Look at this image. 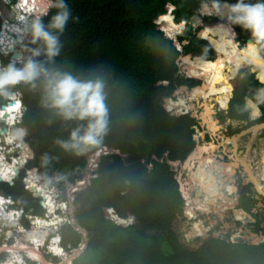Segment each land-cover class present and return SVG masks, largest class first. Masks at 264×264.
Wrapping results in <instances>:
<instances>
[{"label":"trees","instance_id":"16d2710c","mask_svg":"<svg viewBox=\"0 0 264 264\" xmlns=\"http://www.w3.org/2000/svg\"><path fill=\"white\" fill-rule=\"evenodd\" d=\"M12 1L14 3L16 0ZM47 2L21 0L22 7L19 9L33 11L37 3L41 17ZM65 2L71 11V18L60 36V54L51 63L47 62L44 55L36 59L44 61L50 68L71 72L81 79L102 81L105 130L96 144L86 148L95 151L107 147L120 152L119 155L113 153L100 159L99 174L104 177L107 188L102 186V179L93 180L85 193L91 209L87 211L80 208L76 211V225L89 233L90 241L84 255L74 259L72 264H264L263 245L234 244L211 239L198 250L185 248L172 230L173 221L185 209V202L167 163L160 162L166 155L170 161L183 162L195 147L193 134L197 122L189 115H174L164 108L165 104L173 100L175 90L187 84L182 78L175 77L177 61L181 59L182 63L192 65L196 70L205 69L209 63L196 62L214 60L217 54L212 47L220 54L225 45L229 49L239 48L233 35L242 43L248 40L255 42L250 31L234 23L231 12L219 18L205 16V26L199 31L194 30L193 18L199 15L203 5L227 2L233 6L238 0ZM244 2L254 4L253 1ZM170 6L174 7V24L168 22L172 15H166ZM16 12L19 15L18 9ZM55 12V9L49 10L42 22L47 25ZM164 15L167 17L162 19V28L168 26V32L173 35L175 31V36L180 33L179 26L182 30L184 28L181 22H187L185 32L179 37L181 42H188L184 47V55L176 50L172 41L164 37L159 21ZM18 19L29 22L25 16H18ZM15 24H11V27L7 24L5 33L1 35L0 41L5 50L12 47L9 36H18L22 42L27 34L22 25L15 29ZM199 32L212 47L200 39ZM159 41L167 43V47L156 49L155 44ZM249 45L246 44L241 50H247ZM39 46V42H34L32 37L24 47L23 59ZM4 63L8 64V61L4 60ZM196 70L188 71L187 74L199 75ZM228 72L234 75L237 71ZM206 73L207 69L201 72L204 79ZM259 79L264 82V78ZM262 82L252 74L233 80L235 103L239 107L231 117L245 118L244 96L251 98L264 110ZM200 88L192 92L197 94L195 90ZM12 90L22 93L26 109L22 123L26 133L20 130L14 135L21 132L26 134V143L31 151L27 170L30 173L24 172L14 186L0 184V191L13 199L26 214L43 216L44 210L39 199L32 196L31 189L37 194L46 193L47 186L39 182L46 181L64 192L67 182L74 184L85 174V148L83 151L65 150L57 141L69 140L71 131L85 127L87 121H66L54 110L45 107L43 81H37L35 86L20 84ZM178 104L183 109L180 101ZM249 105L253 109V116H257L256 105L252 102ZM22 148L20 163L23 165V159L29 156L30 151L24 145L19 149ZM3 161L0 170L4 172L1 177L6 179L11 177L8 173L12 170H7ZM259 163L262 166L264 159ZM151 164L153 168L150 169ZM109 207L115 208L120 218H125L128 211L135 215L137 223L127 226L114 224L105 216L104 208ZM111 213L114 214L113 210ZM22 222L30 229L27 219L23 218ZM116 222L125 224L123 221ZM154 230L160 232L152 234ZM61 233L62 246L66 250L79 248L82 235L75 226L66 225L62 227Z\"/></svg>","mask_w":264,"mask_h":264},{"label":"clouds","instance_id":"9594fccd","mask_svg":"<svg viewBox=\"0 0 264 264\" xmlns=\"http://www.w3.org/2000/svg\"><path fill=\"white\" fill-rule=\"evenodd\" d=\"M1 1L3 2V0ZM1 1H0V13H3L2 7L4 5H1ZM20 3H21V0H16L14 3L11 0V2L6 3V5H8L10 8L12 7L13 10L15 8L18 9L19 15L17 12H15L16 11L15 9L13 12L14 16L18 17V16L25 14L23 10L19 9L22 7V6L21 7L19 6ZM205 5H208V4H205ZM212 7L214 10H218L219 3H214ZM51 9H55L56 12L51 17L50 22L47 25H45L42 22V19L44 18L43 16L47 15L49 13V10ZM230 12L233 14L234 23L241 25L244 29L250 31L251 36L255 40L256 44L260 45L261 49H264V0H259V2L255 4H247L244 2V0H238V2L235 5L230 7ZM171 15H173V11L171 12ZM25 16H29L28 20L33 18V21L29 27L31 31L29 34L25 36V38H27V40L24 41L25 45L33 37V41L39 42L40 46L33 49L31 55L24 59H23V50H24L23 49L20 52L21 58L23 59L22 61L9 62L8 59H3L1 62V65H0V94H7L8 90L11 89V92H10L11 100H9L10 104H6L3 106L1 105L2 107H0V110L5 111L3 121L8 120L7 119V115H8L7 108H9L10 106L13 107L16 104L12 100V98L16 97V94H15L16 90H12V88L20 84L35 86V83L37 81H43L44 83L43 102H44L45 107L54 110L58 116L62 117L66 121L68 120L87 121V125L85 127L83 128L77 127L71 131L69 140L57 141V143L60 144V146L64 148L65 150L83 151L84 148L85 150L89 149L86 147L89 145L96 144L98 142L99 137L102 136L105 130L106 121H105V106L103 103L104 97L102 93V89H103L102 81L99 79L97 80L81 79L73 75L71 72L62 71L57 68H50L47 66V64L44 61L36 59L37 57L44 55L47 58V62L51 63L54 60V58L60 54V51L62 48L60 36L63 34L65 27L69 19L71 18V11L68 5L66 4L65 0H48L46 7L44 9V12L42 13L43 18L40 16L36 17L33 12L31 14L27 13ZM1 22L2 20L0 17V33H1ZM163 34L165 35V33ZM15 42L17 41L15 40ZM229 43L231 44V41H229ZM16 44H18V42ZM259 51L260 49H258L255 45H249V47L247 48V54L251 55L253 58L258 56ZM0 56L2 57L1 54ZM4 60H7L8 64H5ZM21 106H22V109H20L19 113L22 115V121H21V124H19L16 128H14V130H17L18 128H20L26 133V129L22 125L23 116L26 110L23 105V96H22ZM164 108L166 112L171 113V111L169 110L168 103L164 105ZM1 129H8V128L4 127ZM22 134H23L22 132L18 133V135H22ZM202 145L203 143L200 144V146ZM26 146L28 150L30 151V148L27 145V143H26ZM113 151L115 150H111L107 147H102L95 151H91L90 149L89 151L86 150V153H87V156L91 155L93 158L95 157L98 162H100V159L103 156H106L109 154L111 155L114 153ZM90 161L91 159L87 157L86 166L88 168H89ZM98 166H99V163H98ZM27 170H28V164H27L25 171H23V173L27 172ZM2 184H7V183H2ZM14 185L15 184H13V186ZM38 199H39L40 205L42 202L45 203V200L43 197H40ZM55 200L58 201L59 199L56 198ZM61 202L63 201H60L59 203ZM7 207H8L7 209L16 208L18 211L21 212L19 221L23 220V218L24 219L27 218L28 214H26L22 208L17 207L16 204L13 207L7 203ZM64 208L66 207L56 209L55 216H61V213L65 210ZM42 209L44 210L43 216H33L35 217L34 218L35 221L37 219L43 220L47 218L44 216L48 214L49 209L45 207H42ZM111 210H113V212H115V214L119 216L113 207H109V208H104L106 217L116 225H123L122 223H118L111 218V215H112ZM4 223H7V222H2V224L0 225V244H1L2 237L6 235L12 236L13 232L11 230H14L13 229L14 227L7 228ZM66 225H71V224L69 222H66L63 225H61V223L60 224L58 223L57 226H60V229L58 231H52V228H50L46 236L45 234H43L45 238L43 240L45 251L48 253L49 256L51 255V257L55 259L65 256L66 253H72V252H75V250H77V249L66 250L62 246L61 229L62 227ZM35 226L36 225L34 224L33 227ZM35 228H33V231L35 230ZM26 229L28 230V228ZM76 230H77V227H76ZM20 231H23V229H20ZM41 231L44 232V230H41ZM77 231L80 233L79 229ZM86 233L89 234L87 231ZM25 239L30 241L34 246H36L38 250L40 249L41 247L40 244L42 240L39 237L38 233L33 232V233L26 234ZM53 243L58 245L63 255L58 256L51 251V247ZM17 248L23 250L25 252V255L22 256L21 254H19V252L16 251ZM0 251H6L8 254L6 259H4L3 261H0V264H27V261H29V263H31L30 261H34V263L37 262V264H43V261L40 255L36 251L28 249L26 244H20L19 242H17L12 247H8L7 245H5L3 249H0ZM69 264L71 263L69 262Z\"/></svg>","mask_w":264,"mask_h":264},{"label":"flooded vegetation","instance_id":"af4514ba","mask_svg":"<svg viewBox=\"0 0 264 264\" xmlns=\"http://www.w3.org/2000/svg\"><path fill=\"white\" fill-rule=\"evenodd\" d=\"M246 1H253L254 4L257 3V2H259V0H246ZM221 3H227V2H221ZM227 4H228V10H227V13H226L225 16L228 15V13L230 12V7H231V3H227ZM203 12H207L210 15H214V9H213V7H211V8L204 7ZM199 15H201V12L200 11H199ZM221 17H222V15H221ZM203 19H204V17H201V23L197 27L198 30L195 29V27H194V30L199 31L201 28H203L205 26L204 25L205 23H204ZM28 21H30V24H29V27H30V25H31V23L33 21V18H31ZM24 23H26V22H24ZM183 29H184V32H185L186 28H183ZM230 33L233 35L232 32H230ZM179 37L180 36H178V38ZM199 37H200V39L207 41L206 39H204L202 37V35H201L200 32H199ZM233 37L235 38L236 43L239 44V48L240 49H243L246 46V44H249L250 43V45H255L258 49H260V51L258 52V54L260 55V57L264 58V55H263L264 54V49H261L260 48V45H257L256 42H254L252 40H248L247 42L242 43L241 41H239L237 39V37L235 35H233ZM172 42L174 44V41H172ZM207 42L211 46V44L209 43V41H207ZM180 43H181V48H179L178 51H180V53H182L184 55V47L188 45V42L187 41H185V42H181L180 41ZM212 49L217 54V57L214 60L205 61V62H196V63L197 64L198 63H213L217 59H220L223 56L222 54L218 53L213 47H212ZM234 52H236V53L239 54V55L236 56V58L234 60L237 63L235 66H239V62L247 61L246 58L249 57V56H250V59H248V60H252L253 59L256 64L260 65V60L257 57L253 58L249 54H247L248 56H245L243 52L234 51V50L229 49V48H226V47L224 48V55L225 56H226L227 53L228 54H231V53H234ZM183 59H188V58L183 57ZM190 63H195V62H190ZM176 64H177V71L175 73V77L182 78L187 84H185L183 86H179L175 90V92L173 94V100L169 101V103H168L169 110L174 115H176V114L177 115H189L191 118H193L197 122L196 126L194 127V134H193V139L195 141V147H196L197 145L202 144L205 141V139L206 140L211 139V133H210V131L208 130V128L205 125H202V124H204L203 123V120L201 119V114L203 113V107H201L194 100L191 103V105L194 107L193 110L192 109L191 110H188V111L186 109L180 110V108L178 106H174V103H176L178 101V97L176 96L175 93H176V91L179 88L185 87L187 89V96H188V94L193 89L202 87L205 84L204 83L205 82V79H204V77L202 75H189L186 72L180 71V68L178 66V63H176ZM245 66H246V69H241V70L237 71L234 75H232L230 72H228L227 69H222V71H219V68L222 67V66L216 67V69L218 70V72H220V73L222 72L221 74L226 78V88L224 89V93L226 95L228 94V96L230 98L228 97L229 100H228V103H227L226 108H223L220 104H215V109H214L215 114H214V117H215V119H216V117L219 119V120L216 119L218 121V124H220V120H222V119L224 121H226V122H229V124L226 126V129L225 130H222V133L223 134H228L229 137L232 138V139L233 138H239V137H241V138L238 139L237 142H230L229 145L227 146V149L228 150H231L229 152L230 155L229 154L227 155V154H223L222 153L223 157L217 156V158L215 160L216 161L218 160L217 161L219 163L218 165H222V167L220 166L222 168L221 170H224V168L229 169L230 168L229 165L235 163L236 161H242V162H245L246 163L247 162L246 160L248 159L249 162H250V165L253 166V167H256L255 169L258 172V178L260 179L261 185L263 186V184H264V164L261 167V165L259 163V161H261V160H258V159L264 158V155L261 156V154H260V152L261 153H264V140H263V138H264V130H261L260 131L261 133L259 132V135H256L255 138H253L254 137V132H248V131L252 130L257 125L264 124V110L261 109L260 106L257 105L251 98H249L248 96H244V98H243V108L246 111L245 118L240 119V118L231 117V114L239 107V104L238 103H235L236 94H235V88H234V86L232 84L233 80H235L236 77L246 78L249 74H252V75L255 76V79L256 80L262 82L259 78H257V73H260V72L263 71L262 73L264 74V68L258 67V68H256L257 69V72L256 73H253L252 72L253 65L250 62H246L245 63ZM213 70L214 69H212L211 71L213 72ZM212 72H211V74H212ZM211 74H209V75L211 76ZM214 80H215V86H216L217 79L215 78ZM262 83H264V82H262ZM206 90L203 89V96H204ZM8 93H9V91H8ZM7 95L8 96L5 99L6 100L5 102H8L9 100H11L10 93L7 94ZM187 98H189V97H187ZM246 98L249 99V102H252V103H254L256 105V107L258 109V113H259L257 116H253V109L249 105V102H246ZM183 101H186V98L184 100H182V103L188 109V105L189 104L185 105V103ZM203 102H204V100L201 99L200 100V104H202ZM247 104L249 105V108L248 109L246 107ZM1 105L2 106L3 105H6V103L0 104V107H2ZM223 105H225V103ZM196 106H200V107L197 108L198 110H196ZM195 110H196V112H195ZM205 111H206V109H205ZM246 132H248V134L243 135ZM0 134H3L2 136L5 139V137L8 134L9 135L10 134L11 135L16 134V130H14V129L11 130L10 129V131H9L8 129H1ZM261 139H262V141H261ZM218 143L219 142H217L216 144L214 143V144L217 145ZM195 147H194V149H195ZM194 149H193V151H194ZM219 150H220V152L223 151L224 150V147L223 146H220ZM257 152H258V154H257ZM167 156L168 155H166L165 156V159L164 160H161L160 162H162V163L166 162L167 163V165L169 167V172L173 175V177H174V179H175V181L177 183L178 192L180 193V183L178 181L177 172L179 171V169H181V166L173 167V166H171L169 164V162H181V161H170V160L166 159V158H168ZM230 156L232 158H230ZM205 157H206V155H205ZM185 161H183L181 163L184 164ZM255 163L259 164L260 167L257 168V166H256ZM197 165L198 164H196V166L193 168V171H195V169L197 168L196 170H198V171H196V173H197L196 177L198 179H201L202 177L205 176V174L199 172V169H198V166ZM149 166H152V164L149 165ZM184 173H186L185 170H184ZM214 173L215 174L217 173L215 176H217L219 178V180L221 179L220 182H219L220 184H221V181L223 180L222 192L224 193V195L227 198H229V197L232 196L231 199H235L237 197V203H236L235 207L234 208L227 209V212H230L233 215H235L234 214L235 212H239V213H243L244 212L245 213L244 214L245 215L244 218L247 221L246 222V225L250 229L249 230L250 231V234H253V235L256 234V236L260 239V241L257 242V243H249V242L242 241V240H240V241L229 240L230 231H228L227 233H225V235H219L216 238L214 236H210L208 239H205L204 240L203 245L207 241H209L211 239H220V240L226 241L227 243H234V244H247V245H252V246H261V245H263V248H264V189H262V190L261 189H257V187H255L253 184H246L245 181H244V179L246 180V178L243 177L242 167L236 168V171L234 173H231V177H229V178H228L227 175H224L222 173L219 174L216 171ZM225 179H226V181H225ZM225 183H227L228 185L225 184ZM225 186H226V188H225ZM198 187L200 188V186H198ZM200 190H201V188H200ZM201 192H202L201 199L206 198L205 192L203 190ZM215 193L217 195H220V192L219 191L218 192L215 191ZM222 201L223 200L220 199V200H218L217 203L219 204ZM188 214H190V215H188ZM105 216H106V213H105ZM189 216H190V219L191 220H194V222L197 221L198 222L197 224L203 223L206 220V217H207L206 214L189 210V207L187 206V204L185 202V209L183 210L182 215H179L178 214L177 217H176V219L173 221L172 230L175 232V230H174V222L176 220H181V219L187 220V218ZM124 219H127V220L128 219H132V222H134V224L137 223V219H136L135 215H132L128 211L126 212V217ZM243 219H237V218H235L234 219L235 220V224L240 225L242 223ZM202 227L205 230H207V227L206 226L202 225ZM159 232L160 231H158V230H154L151 233L152 234H158ZM205 234H206V232H205ZM203 236L204 235L202 234L201 237H203ZM178 238L180 239L179 236H178ZM181 244L185 248L191 250L182 241H181Z\"/></svg>","mask_w":264,"mask_h":264},{"label":"rangeland","instance_id":"374dc122","mask_svg":"<svg viewBox=\"0 0 264 264\" xmlns=\"http://www.w3.org/2000/svg\"><path fill=\"white\" fill-rule=\"evenodd\" d=\"M3 2L1 1V5H4L2 7V9H3L2 10L3 11V14H2L3 17L1 18V20L4 19L5 13H9L11 15V17H13L15 19V16H13L14 15V13H13L14 11H12V9L8 5H6L7 1L5 2V0H3ZM34 5H35V8L33 9V11H25V10H23V12L25 13V14H23V16H25L27 13L31 14L32 12L35 14L36 17L40 16V9L38 7V4L35 3ZM204 7L205 6H203L201 8V10H200L202 16L201 15H197V16H194V18H193V22L192 23H193V26L195 27V29H197L198 25L201 23V17H205V16H212V17H215V18L221 17V16L210 15L207 12H203ZM173 9H174L173 7H169L168 14L171 15V12L173 11ZM45 16H43V17H45ZM25 17L28 18L29 16H25ZM172 17H174V15H172ZM162 19L163 18H160V20H159L160 23H161L160 28H161V31L163 33H165V35H164L165 39H167L169 41H173L172 39L176 38L177 44L175 43L174 45L176 47V50H179V48H181V43H180V40H179L178 36L183 35L184 29L180 33H178L176 36L175 35L172 36V34H170L168 32V30H167L168 26L165 27L164 29L162 28L164 26V23H163ZM17 20H19V19H17ZM19 21H20L21 24L20 23H16L15 26H14L15 29L21 28V25H22V28L25 29L26 26L30 24V21H29V24L28 23L27 24L24 23L23 20H19ZM183 24H185V22ZM18 25H19V27H18ZM186 25H187V22H186V24L183 27L186 28ZM166 33L169 34L171 39L168 38ZM155 47H156V49L163 50V49H165L167 47V43L159 41V42H156ZM232 50L237 51V49H232ZM222 55H223L222 58H224L225 55H224L223 51H222ZM244 55L248 56L247 53H244ZM182 61L183 60H178L177 63H178V66L180 68V71L184 72L183 68L181 67ZM246 62H250L253 65V71L256 68H258V67H262V68L264 67V63H262L260 61L261 64L258 65L252 59V60L239 62V66H232V68L246 69V66H245ZM212 66H209L207 68V73L206 74H211ZM222 68H224V67H222ZM219 70L222 71L221 68ZM262 72H260L259 74H263ZM214 87H215V80H213V82L210 84V87L205 91L206 99L203 97V89H202V87L200 89H198V90H195L196 92H198L197 94H195L193 92H190L188 94V96H187V93L177 92L176 96L178 97V101L176 102V106L180 107V104H178V102L180 101L182 106H183V109H186L188 111L189 109H187L183 105L182 98H181V96H184V97L186 96V97L192 98L193 99L192 101L195 100L201 107H203V113H204V112H206L205 111V107H204L205 103H206V105H210V104L211 105H213V104L215 105L216 104L213 101V99L215 98L214 96L217 95L214 92ZM8 91L10 93L11 89L8 90ZM9 93H7V94H9ZM7 94H0V104H3V103L10 104V101L5 102L6 101L5 99L8 96ZM201 99L204 100V102L202 104H200V100ZM227 99L228 98L222 100V104H224ZM187 104H189V102H187ZM200 106H196V110H198L197 108L200 107ZM192 109H194V107ZM180 110H182V108H180ZM196 110H195V112H196ZM202 114H201V116H202ZM213 118L215 119L214 115H213ZM216 119H218V118L216 117ZM8 124H10V123H8ZM228 124H229V122H226L223 119L220 120V124H218L219 125L218 131L216 133H211V139H209V140L205 139V141L203 142V146L206 145L207 143H215L216 144L217 142H219L215 146L217 148L216 151H215V156L216 157L222 155V153H223V151L220 152V150H219L220 146H223L222 144L225 141H227L228 139H230L228 134H223L222 133V130H225L226 126ZM202 125H205V123L202 124ZM243 135H246V134H243ZM206 156H208V155H206ZM87 157L89 159H93V157L91 155H88ZM222 157H223V155H222ZM94 159L96 160V164H98L99 162L97 161V159L95 157H94ZM188 166H189V164L185 163L183 165V168L179 169V171L177 172L178 181L182 179V181H186V182L189 183L190 178H192V177L195 178L196 177V175H197L196 171H198V170H196L197 168L195 169V171H193V168H187ZM184 170H185L186 173H184ZM99 173H100L99 172V167L94 169V171L91 168L87 167L85 174L73 184L74 189L71 190L68 187V185H67L66 190L64 192H60L59 193V198H58L59 200L57 202L59 203L60 201H63L65 203V205H66L65 206L66 208H64L65 210L61 213V216L54 217L56 215V205L53 202V197L50 196V195L48 196L47 203L45 201V207L50 210V205L52 204V206H54V214L52 215V217H50L51 214H50L49 210H48V216L47 215L44 216V217L47 216L48 220H49V218L52 219V223H51L52 226L49 227L48 229H45V228L43 229L39 225H37L36 221L34 220L35 217H33L31 214H28L27 218H26L28 223H29V225H30V229H28V230L23 226L22 220H20L19 222H12L13 224L12 223L9 224L10 227H12V228L14 227L13 228L14 230H11L13 232V235L11 236V238L9 240L10 241L9 242L10 245L8 247H12L14 244L19 242L21 244H26L28 248L37 249L36 246H34L30 241L25 239L26 234L35 232V230L33 231V228H35L37 226L39 228V231H37V232L39 234V237L42 240V242L40 244L41 247H40L39 251L42 254V256L44 257V261L46 262V264H69V262L72 264V261L74 259L79 258L81 255H84V252H85V250L87 248V244L90 241V235L89 234H87V233L83 234L80 231V233L82 235V242H81L79 248L77 250H75V252L66 253L65 256H62L61 258H57V259L51 257V255L49 256L48 253L45 251L44 243H43V240L45 238L43 237V234H45V236H46V234H47V232L49 231L50 228H52V231H58L60 229V226H57L58 223L59 224L61 223V225H63L66 222H69L71 225H75L77 227V230L78 229L80 230V227L76 225V211L78 209H80V208L85 209L87 211H89L91 209L90 204L88 203V201L85 198V193L88 191L90 186L93 184V180H95L97 178L100 179V180L102 179V181H103L102 182V186L107 188V183L104 180V177L102 178ZM201 179H206V175L204 177H202ZM222 183H223V181H221V184ZM76 185H84V186L80 187V188H75ZM221 186H223V185H221ZM263 186H264V184H263ZM197 188H199V187L197 186ZM215 191L216 192L219 191L221 193L220 190H218V191L215 190ZM197 192L199 194V197H201L202 195L200 194L198 189H195V193H197ZM231 197H229L230 200H232ZM116 206H118V204ZM218 208L219 207L215 206V208H214L215 212L207 215L206 220L203 223L197 224L198 222L197 221L194 222V220H191L190 216L187 218V220L181 219V220H176L174 222V230H175V232L180 237V240L183 243L185 242V244L188 246V248H190L191 250H198L197 248L201 244L204 243L205 239H208L210 236L218 237L219 235H225V233H227L228 231H230L229 240H235V241L242 240V241H246V242H249V243H257V242L260 241V239L256 236V234H254V235L250 234V231H249L250 229L246 225L245 218L243 219V221H242V223L240 225H237V224H235V220H234L235 218L239 219L237 217V215H233L230 212H227V210L224 211V212H218L219 211ZM30 213H32V212H30ZM111 214H112L111 218H113L116 221L125 222V224L123 223V225H125V226L134 224V222H132V219H128V220L127 219H122L119 216H117L115 214V212H114V214L113 213H111ZM1 215H4V214H1ZM61 219H63V220H61ZM15 221H16V219H15ZM1 224H2V221H0V225ZM34 224L36 225L35 227H33ZM202 225L207 227L206 234L203 237H201V235H202V233L204 231V228L202 227ZM20 229H23V231H20ZM41 230H44V232L41 231ZM40 231H41V233H40ZM192 232H198V235H192ZM2 244H3V241L1 240V244L0 245H2ZM0 249H3V248L0 247ZM19 254L24 256L25 252L24 251H20ZM7 255L8 254H7L6 251H0V258H1V256L3 257V259L0 260V261H3L4 259H6ZM30 262L31 263H29V261H27V264H37V262L34 263V261H30Z\"/></svg>","mask_w":264,"mask_h":264},{"label":"bare ground","instance_id":"6f19581e","mask_svg":"<svg viewBox=\"0 0 264 264\" xmlns=\"http://www.w3.org/2000/svg\"><path fill=\"white\" fill-rule=\"evenodd\" d=\"M227 10H228V5H226V4L220 5L218 10H214V15L215 16H221V15L224 16L227 13ZM19 20H16V22L19 21ZM165 22L167 23V25H168V22L171 23V24H174V18L173 17L169 18L168 19V22L166 21V18H165ZM28 24H29V22H28ZM8 25L10 26L11 23L8 24ZM176 25H178V24H176ZM18 27H19V25H18ZM179 27H180V32H181L182 31V28H181V26H179ZM11 29L18 34V32L15 31L13 28H11ZM24 30H26L27 33L30 32L29 25H27ZM174 35H175V31L173 32V35L172 36H174ZM13 36H15V35H13ZM174 39H176V38H174ZM212 41H215V40H212ZM212 41H211V43H212ZM13 45H14V42H12V46ZM225 47L227 48V46L225 45L223 47V49H222L223 52H224V48ZM237 51H240V52H243V53H247V50H241L239 48H237ZM237 55H239V54L236 53V52L231 53V54H228L227 53L224 58L221 57L218 61H215L213 63H209L206 66V68H205V69H207L209 66H212L213 65L212 69H214L213 70L214 73L211 71L212 72L211 76L209 74H206L205 82H204L205 84L202 86V89H204V90L208 89L210 87L211 82H213V80L216 78L217 79V83H216V86L214 87V92L217 95L215 96V98L213 99V101L216 104L217 103L220 104L223 108H226V106L222 104V100L228 98V95H226L224 93V89L226 88V78L220 72H218V70L216 69V67H219V66H222L223 67L224 66V68H222V67H220V68L221 69H227L228 71H231V70H233V71H239V70H241V69L232 68V66H235L237 64L234 61ZM257 58L261 61V59L258 56H257ZM248 59H250V56L246 58V60H248ZM261 62H260V64H261ZM181 67L183 68V71L186 72V73L188 71L193 72V71L196 70V68L194 66H192V65H186L184 63H181ZM205 69H197L196 71L199 73V75H202L201 72L204 71ZM258 78H264V74H258ZM203 97L206 99V95L205 94H204ZM181 98H182V100H184L186 98V101H183V102L185 103V105H187V102H189L188 109L191 110L193 108V106L191 105L193 99L192 98H187L186 96H185V98H184V96H181ZM229 98L227 99V101L229 100ZM204 107L206 109V112H204L202 114V117L204 119V123L207 126L208 130L210 131V133H216L218 131V129H219V125H218V122L213 118V115L215 114V111H214L215 105L214 104L213 105L210 104L208 106L205 103L204 104ZM179 108H181V107H179ZM18 111H20L19 110V106H17L16 104L13 107L7 108V112H8V115H7V119L8 120H7V122L11 124V125L9 124L10 126H12L14 124V119L19 114ZM4 112L5 111L2 112V110H0V115L3 116ZM261 130H262L261 128H259V129L256 128V129H252V130H250L248 132H254V137L253 138H255L256 135H259V132ZM248 132H246L244 134H247ZM24 135H25V133H23L22 135H9L8 134V136L5 138V140H6L5 142H7L9 144H14L16 140H19V139L23 138ZM240 138L241 137H239V138H233V139L230 138L227 141H225L222 144L223 147H224L223 153L228 155L229 152L231 151V150H228L227 149V146L229 145V143L230 142H237V140L240 139ZM16 144L17 143H15V145ZM216 149H217L216 147L214 148V147H211V146H209V147H205L204 146V147H201V148L198 149L199 152L205 151V153L206 152L207 153L208 152L210 153V155H208L206 157H197V158H194L192 160L193 163H194V166H196V164H198L197 166H198L199 172L204 173L206 175V179H198L197 177H195V178L192 177V178H190L189 183L192 185L191 187H193V190L195 191V189H198V191H200V194L201 195H202V192L201 191L203 190L205 192V194H206V198H211L212 197V199L214 201H216V200L218 201V200L222 199L223 201L221 203H219V205H218V203H216L218 205L217 207H220V205L221 206L222 205H225V203H227L228 201H231V200L229 198H227L224 195V193L222 192V187L223 186H221V184L219 183L221 179L219 180V178L217 176H215L217 173L215 174L214 172L216 171L219 174L222 173L224 175H227L228 178H229V177H231V173H234L235 171H234V165H233L234 163L230 165V168L229 169L224 168V170H221L222 169L221 168L222 165H218L219 164L217 162L218 160L217 161L215 160L217 158L215 156ZM257 154H258V152H257ZM263 155H264V153H261V156H263ZM220 156L222 157V155H220ZM230 158H232V157L230 156ZM262 159H264V158H261V159H258V160H262ZM2 161H3V159H1V162ZM246 161H247L246 163L249 164L250 169L247 168V174L246 175L243 174V177H245L246 179L248 177L249 178H253L254 181H256L257 189H261V190L264 189V186L261 185L260 179L258 178V172L255 169L256 167L251 166L248 159ZM255 164H256L257 168L260 167L259 164H257V163H255ZM10 178L11 177H7L6 179L10 180ZM225 181H226V179H225ZM225 184H227V183H225ZM222 185H223V183H222ZM197 186H200L201 190H200V188H197ZM225 188H226V186H225ZM215 190H220L221 191L220 195H217L215 193ZM48 196L49 195H47V197H45V199H48ZM213 200H209V201L212 202ZM5 204L7 205L6 201L3 198H0V221L7 222L8 224H11L12 222H15V219L17 220V214L14 211H8ZM49 211H50V214H51L50 217H52V215L54 214V206H52V204L50 205V210ZM1 214H4V215H1ZM242 214L243 213H239V212H236L235 213V215H237V217L239 219H243L245 217V215L244 214L242 215ZM188 215H190V214H188ZM51 223H52V219L48 220V218L43 219V220L42 219H37L36 220V224L39 225L43 229L44 228L45 229H48L49 227H51L52 226ZM37 231H39V228L38 227L35 228V232L36 233H38ZM204 231L206 232L205 229H204ZM204 231H203L202 234L205 236V232ZM192 235H198V232H192ZM28 249L36 251L40 255V257L42 258L43 263L46 264V262L44 261V257L42 256V254L40 253V251L38 249H35V248H28ZM16 251L17 252H20V251H23V250L17 248ZM51 251L53 253H55L56 255H58V256L63 255L62 254V251L59 249L58 245H56L55 243H53V245L51 247Z\"/></svg>","mask_w":264,"mask_h":264},{"label":"built area","instance_id":"2783aa9c","mask_svg":"<svg viewBox=\"0 0 264 264\" xmlns=\"http://www.w3.org/2000/svg\"><path fill=\"white\" fill-rule=\"evenodd\" d=\"M6 3H8V2H6ZM11 9H12V11H14L12 7H11ZM2 14L3 13H0V17L1 18L3 17ZM21 16H23V15H21ZM17 19H18L17 16H15V19H14L13 17H11V15L9 13H6L4 19L1 22V32H2V34L5 33L6 25L10 24V23L12 25H14L16 23ZM29 33L30 32H28L27 34H29ZM26 35H24V36H26ZM9 37H10L9 38L10 42H14L16 40L18 42V44H14L12 46L14 48V50L11 51L12 47L9 50H5L6 48L2 45V43H1L2 41H0V54L3 57L2 58L0 56V65H1V62H2L3 59H8L9 62L22 61V58L14 60L12 58V56H13L14 53L21 52L24 49V46H25V42L24 41L27 40V38H25L24 41L21 42L20 40H18V36L11 35ZM0 38H1V36H0ZM6 39H8V38L6 37ZM15 94H16V97L12 98V100L17 104V106H19V110H20V109H22V106H21L22 94L19 91H15ZM3 111L4 110H2V112ZM18 113H19V111H18ZM4 114H5V112H4ZM4 114H3V116L0 115V131H1V128H4V127H7L8 130L10 131L11 128L14 129L19 124H21L22 115L20 113L17 116L15 115L16 118L14 119V124L12 126H10L7 121H3L4 120ZM20 130L21 129L18 128L16 131L18 132ZM25 139H26V135H24L23 138H21L19 140H16L15 141V143H17L16 145H15V143L14 144H9V143L5 142L6 140L3 138L2 134H0V169H1V165L3 164V163H1V159H3L4 160L3 161L4 165H6L7 170H12L11 173L7 172L11 176L10 180L4 179L3 177H1L2 173L4 172V170H0V184H2V183H7L9 185L15 184V182L19 178V176L23 173V171H25V169L27 167V164H28V161L30 159V152H29V156L26 157V159H23L24 163L22 165V163H20V161H21V158H22L23 148L19 149L21 145L22 146L23 145L26 146ZM26 148H27V146H26ZM86 150L89 151V149H86ZM89 168H91L93 171H94V169L98 168V164H96V160L94 158L91 159V161L89 162ZM29 173L30 172H27V174H29ZM34 180L35 181H39L37 178H34ZM39 182H40V185H46L47 186V189H46L47 192L43 193V194L42 193H38L37 194L36 191H31V194H32L33 197L40 198V197H43V196L47 197V195H51L53 197V202L56 205V209L65 207V203L64 202L58 203L55 200L56 198H59V193L61 192L60 190H58L57 187L51 186V185H49V184H47L45 182H41V181H39ZM0 198H3L8 204H10L13 207L16 204L11 198L6 197L2 191H0ZM44 200L47 203L48 199H44ZM6 208H8L7 205H6ZM7 210L8 211H14L17 214V220L15 222H18L21 212L18 211L16 208L7 209ZM46 215L48 216V214H46ZM54 217H57V216H54ZM50 219L51 218H49V220ZM4 224L6 225L7 228H10L9 224H7V223H4ZM10 238H11V236H9V235L3 236L2 239H1L3 241V244L0 247L4 248L5 245L9 246L10 245L9 244Z\"/></svg>","mask_w":264,"mask_h":264},{"label":"water","instance_id":"95a60500","mask_svg":"<svg viewBox=\"0 0 264 264\" xmlns=\"http://www.w3.org/2000/svg\"><path fill=\"white\" fill-rule=\"evenodd\" d=\"M8 2H11V0H7ZM223 4H226V5H228L227 3H223ZM222 3H219V6L220 5H223ZM19 6L21 7V5L19 4ZM213 5H205V7H208V8H210V7H212ZM170 7H172V6H170ZM15 10V9H14ZM16 12V11H15ZM226 15V14H225ZM225 15L224 16H222V17H225ZM165 16H163L162 18H164ZM182 23H184V22H182ZM185 24H186V22H185ZM185 24H183V25H185ZM0 35H2V32L0 33ZM167 38V37H166ZM168 38L169 39H171L169 36H168ZM173 41H174V44L176 43L177 44V40L176 39H172ZM17 42H15L14 41V44H16ZM14 50V48L12 47V49H11V51H13ZM258 57L261 59V61H262V63H264V58H262V57H260V55L258 54ZM12 58L14 59V60H17V59H19V58H21V53L20 52H16V53H14L13 54V56H12ZM219 59H217L216 61H218ZM180 65V64H179ZM264 68V67H263ZM252 72L253 73H256L257 72V69H255L254 71H253V68H252ZM258 74L259 73H257V78H258ZM177 92H182V93H187V89L185 88V87H181V88H179L177 91H176V93ZM175 93V94H176ZM246 102H249V99L248 98H246ZM246 107H247V109L249 108V105L247 104L246 105ZM201 119L203 120V123H204V119L202 118V116H201ZM256 128H261V129H263L264 130V124H261V125H257V126H255L253 129H256ZM263 140H264V138H263ZM261 141H262V139H261ZM205 147H208V146H211V147H214L215 148V144L214 143H207L206 145H204ZM203 145L202 146H200V145H197L196 147H195V149H194V151L188 156V158L186 159V161H185V163L186 164H189V166L187 167V168H194L195 166H194V163H193V159L194 158H197V157H205V155H210V153L208 152H206L205 153V151H201V152H199L198 151V149L199 148H201V147H204ZM115 154H120V152L119 151H113ZM184 163V164H185ZM169 164L171 165V166H173V167H176V166H181V168H183V165L184 164H182L181 162H169ZM234 171H236V168H238V167H242V170H243V174H247V168L248 169H250V167H249V164L248 163H245V162H242V161H236L234 164ZM230 166V165H229ZM149 168H152V166H149ZM186 168V169H187ZM254 176V175H253ZM255 177V176H254ZM244 181H245V183L246 184H253L255 187H257L256 186V181H254V179L253 178H247L246 180L244 179ZM179 183H180V193H181V197H182V199L186 202V204H187V206L189 207V210H191V211H196V212H200V213H203V214H206V215H209V214H211V213H214L215 211V206H218L216 203L218 202L217 200L216 201H214L213 199H212V197L211 198H204V199H201V197H199V194L198 193H195V191L193 190V187H191L192 185L190 184V183H188V182H186V181H182V180H179ZM67 185H68V187L72 190V189H74V187H73V184L72 183H69V182H67ZM11 186H13V184L11 185ZM84 185H76V187L75 188H80V187H83ZM209 200H213L212 202L211 201H209ZM236 203H237V197L235 198V199H232L231 201H228L227 203H225V205H220V207L218 208V212H224V211H226L227 209H229V208H234L235 207V205H236ZM41 206L42 207H45V205H44V203L42 202L41 203ZM194 213V212H193ZM243 214H245L244 212H243ZM79 231H81V233H86V231L84 230V229H82V228H80V230ZM216 238V237H215ZM185 243V242H184ZM203 244H201L197 249H199L201 246H202Z\"/></svg>","mask_w":264,"mask_h":264},{"label":"crops","instance_id":"0c3cea01","mask_svg":"<svg viewBox=\"0 0 264 264\" xmlns=\"http://www.w3.org/2000/svg\"><path fill=\"white\" fill-rule=\"evenodd\" d=\"M192 92V91H191Z\"/></svg>","mask_w":264,"mask_h":264}]
</instances>
